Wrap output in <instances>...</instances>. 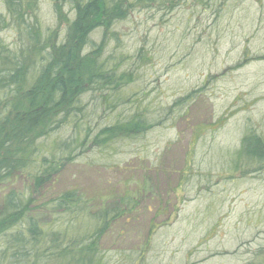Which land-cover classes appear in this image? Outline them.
<instances>
[{
  "label": "trees",
  "instance_id": "16d2710c",
  "mask_svg": "<svg viewBox=\"0 0 264 264\" xmlns=\"http://www.w3.org/2000/svg\"><path fill=\"white\" fill-rule=\"evenodd\" d=\"M41 1L0 0V264H155L148 258L150 235L130 249L115 243L112 255L104 247L120 221L129 223L125 216L134 213L136 196L115 197L98 211L78 190L44 196L81 157L155 127V107L145 106L152 91L143 70L160 53L148 48L147 35L140 47L127 36L124 42V25L137 24V12L146 13L137 20L147 26L215 0H46L53 26L50 16L42 19ZM217 1L224 8L236 0ZM196 95L175 101L167 113L191 105ZM128 107L112 123L109 116ZM250 129L229 157L233 170L242 163L243 169L264 165V135ZM245 264H264V249Z\"/></svg>",
  "mask_w": 264,
  "mask_h": 264
},
{
  "label": "rangeland",
  "instance_id": "374dc122",
  "mask_svg": "<svg viewBox=\"0 0 264 264\" xmlns=\"http://www.w3.org/2000/svg\"><path fill=\"white\" fill-rule=\"evenodd\" d=\"M215 1L157 16L148 27L138 24L144 12H137V24L124 23V42L127 36L140 47L147 35L148 48L161 54L143 70L155 127L81 157L46 191L44 199L78 190L97 211L115 197L136 196L129 223L120 221L104 240L110 255L115 243L130 249L149 235L155 264H245L264 249V165L230 166L250 128L264 135V0L224 8ZM41 6L43 21L50 16L53 26L52 6L46 0ZM3 39L10 44L14 36ZM192 91L191 105L167 113ZM122 110L109 116L112 123L129 113Z\"/></svg>",
  "mask_w": 264,
  "mask_h": 264
}]
</instances>
